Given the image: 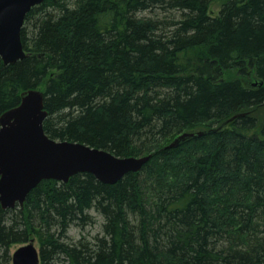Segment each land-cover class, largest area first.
Here are the masks:
<instances>
[{"label":"trees","instance_id":"obj_1","mask_svg":"<svg viewBox=\"0 0 264 264\" xmlns=\"http://www.w3.org/2000/svg\"><path fill=\"white\" fill-rule=\"evenodd\" d=\"M213 1L44 0L29 11L27 56L0 57V115L38 88L52 138L152 157L113 184L82 172L0 205V264L34 233L41 264H264V0H224L215 15ZM97 215L101 235H69Z\"/></svg>","mask_w":264,"mask_h":264},{"label":"water","instance_id":"obj_2","mask_svg":"<svg viewBox=\"0 0 264 264\" xmlns=\"http://www.w3.org/2000/svg\"><path fill=\"white\" fill-rule=\"evenodd\" d=\"M44 0H0V57L5 64L27 56L22 30L29 11ZM45 93L38 88L24 90L21 102L0 115V205L4 209L23 205L28 194L43 180L68 182L77 173L90 172L108 184L129 172H138L152 154L119 156L90 144L52 138L44 128L49 115ZM239 113L235 117L241 116ZM219 126L218 128H220ZM212 128L183 132L169 147L217 131ZM41 251L34 239L12 253L13 264H40Z\"/></svg>","mask_w":264,"mask_h":264},{"label":"rangeland","instance_id":"obj_3","mask_svg":"<svg viewBox=\"0 0 264 264\" xmlns=\"http://www.w3.org/2000/svg\"><path fill=\"white\" fill-rule=\"evenodd\" d=\"M223 2H224V0H214L211 4V7H210L211 14H213V15L218 14V12L221 9ZM226 73L232 77L239 76L236 69L228 70V71H226ZM258 114L262 117V114H264V111L262 109H260L258 111ZM93 214H95V213L93 212ZM95 221H96V223L89 224L84 229L80 228L77 225H72V227L69 230V235L71 237H73L74 240H78L81 236H84V235L88 239H90L96 235H101L103 233V228H102L103 219L97 215V216H95ZM32 239H34L35 245L41 251V246H42L41 233H34V235L32 236ZM20 245L21 244L17 243V244H13L11 246V249H10L11 250V256H12V253Z\"/></svg>","mask_w":264,"mask_h":264},{"label":"bare ground","instance_id":"obj_4","mask_svg":"<svg viewBox=\"0 0 264 264\" xmlns=\"http://www.w3.org/2000/svg\"><path fill=\"white\" fill-rule=\"evenodd\" d=\"M173 141H174V140H173ZM173 141H172V142H173Z\"/></svg>","mask_w":264,"mask_h":264}]
</instances>
